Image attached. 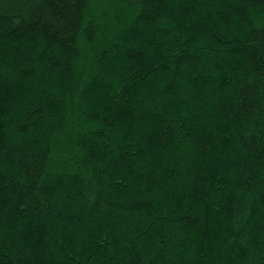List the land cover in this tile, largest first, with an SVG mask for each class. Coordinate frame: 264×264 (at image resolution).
<instances>
[{"label":"trees","instance_id":"16d2710c","mask_svg":"<svg viewBox=\"0 0 264 264\" xmlns=\"http://www.w3.org/2000/svg\"><path fill=\"white\" fill-rule=\"evenodd\" d=\"M0 264H264V0H0Z\"/></svg>","mask_w":264,"mask_h":264}]
</instances>
